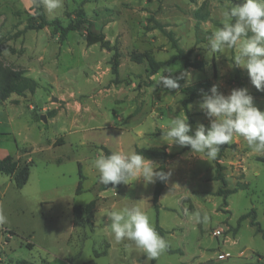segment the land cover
I'll return each mask as SVG.
<instances>
[{
    "label": "rangeland",
    "instance_id": "rangeland-1",
    "mask_svg": "<svg viewBox=\"0 0 264 264\" xmlns=\"http://www.w3.org/2000/svg\"><path fill=\"white\" fill-rule=\"evenodd\" d=\"M228 3L237 6L242 0H63L55 15L43 6L37 10L34 0H0V36L8 38L1 60L36 83L32 92L0 102V160L33 161L24 190L0 173V201L8 218L0 226V264H264V239L249 222L253 209L264 231V163L258 161L264 153H254L239 136L221 150L218 164L226 188L247 185L223 199L216 195L215 160L192 155L189 147L169 146L163 136L170 120L185 113V87L199 85L198 96L186 104L193 130L197 124L209 125L198 104L201 90L213 85L225 95L246 88L264 111V91L251 85L246 70L232 66L236 50L207 49ZM197 14L208 19L197 24ZM42 20L46 25L41 29L28 28ZM54 23L75 28L61 37ZM88 33L102 34L104 42L89 45ZM166 33L186 60L177 58L149 74L146 64L134 62L131 54L148 52L166 62L177 54ZM166 68L173 75L190 71L191 82L181 80L178 92L155 86ZM52 111L55 115L49 117ZM55 140L64 143L47 146ZM101 146L112 152L149 148L172 155L164 161L172 175L157 210L154 184L143 180L120 184L115 193L99 190L91 162L103 153ZM58 158L60 166L54 163ZM78 164L84 178L76 195ZM34 197L49 202L34 203ZM91 200V216L82 226L73 225L72 207ZM132 206L147 212L168 242L154 260L131 241L115 242L108 227V212ZM193 212L208 220L193 224ZM245 214L249 216L237 226Z\"/></svg>",
    "mask_w": 264,
    "mask_h": 264
},
{
    "label": "clouds",
    "instance_id": "clouds-1",
    "mask_svg": "<svg viewBox=\"0 0 264 264\" xmlns=\"http://www.w3.org/2000/svg\"><path fill=\"white\" fill-rule=\"evenodd\" d=\"M34 4L37 10L43 6L53 15L63 8V0H34ZM228 5L222 8V26L209 36L207 49L211 53L235 49L232 66L246 70L251 85L257 91H264V0H242L237 6ZM173 73L172 68H166L155 86L178 92L181 80L186 84L191 82L190 71H181L179 75ZM201 94L198 107L209 119V125L197 124L193 130L185 113L182 118H172L163 133L167 145L189 147L192 155L202 153L215 159L222 145L232 143L234 137L239 136L254 153H264V111L254 105V98L246 88L232 89L225 95L213 85L207 92L201 90ZM91 163L99 182L105 186L111 184L114 193L120 184L129 185L139 180L145 184L166 183L172 175L170 169L165 170L134 149L108 155L101 153ZM141 200L147 201L148 198ZM107 217L115 242L131 241L150 260L158 258L168 248V242L159 235L150 216L139 206L110 211ZM190 218L197 225L208 220L199 212L191 213ZM7 222V216L0 210V226Z\"/></svg>",
    "mask_w": 264,
    "mask_h": 264
},
{
    "label": "trees",
    "instance_id": "trees-1",
    "mask_svg": "<svg viewBox=\"0 0 264 264\" xmlns=\"http://www.w3.org/2000/svg\"><path fill=\"white\" fill-rule=\"evenodd\" d=\"M208 19V16H202L200 14L196 15V21L197 24L200 22H204ZM44 25H46L45 21L42 20L38 25L35 27L31 26L28 28L31 29H41ZM218 27H221L222 24L216 23ZM53 27L56 31L59 32L61 37H64L69 31L73 30L75 27L72 25H68L66 27H62L57 23L53 24ZM167 37L172 41V47L176 50L177 54L170 57L166 62L161 63L156 61L150 53L144 52L141 54H131V59L136 62V63H145L147 66V72L149 74H155L163 65H167L173 60L177 58L185 59V55H183V51L178 48L177 43L174 41L171 33H166ZM8 38L7 37H1L0 36V102H4L7 100V98L15 94L17 96H23V94L27 91L32 92L33 89L36 87V83L27 77L25 75V72L22 70H15L13 68H10L9 66L5 65L3 61L1 60V50L4 48L5 43L7 42ZM86 41L89 45H93L96 43H103L104 42V36L102 34L99 35H94L91 33H88L86 36ZM180 56V57H179ZM115 60V59H114ZM113 60V61H114ZM186 67L189 66L185 65ZM112 70L115 75H117V63L116 61L112 65ZM205 84V83H202ZM199 85H195L193 87H185L184 88V93L189 96L188 100L184 101V111L188 117V119L191 118V114L189 113L188 109H186V104L190 101H192L194 98H196L199 94ZM55 115V111H52L49 115V117H53ZM62 143H57V141L54 143L55 146L61 145ZM227 147V145H222L221 150ZM101 151L103 154L108 155L111 154L112 151L109 150L108 148L101 146L100 147ZM135 151H137L139 154H142L145 158L154 160V159H159L162 161L160 164L164 169L166 170V167L164 165V161H166L168 158H171V154L166 153L164 150H156V149H149V148H135ZM221 152V151H220ZM220 152L218 153L217 157L214 159L215 164H216V171H215V176L214 179L218 182H220V187L216 191V195L222 196L223 199H226L230 194L236 192L238 189H245L246 184L239 183L236 185L234 189H227L226 188V181L224 179L223 174L221 173L222 167L218 164V159ZM259 162L264 163V156H261L258 158ZM32 163L31 161L25 162L22 166H18V161H14L10 157H5L2 160H0V173L12 178V181L14 183V186L17 189H22L25 184L28 181L29 178V173H30V167ZM78 184L75 190V194L78 195L80 194L81 191V184L83 180V175L81 173V167L78 164ZM166 187L165 182H159L157 181L154 183V188H153V193H152V204L157 210L159 208L158 206V201H159V196L163 192V190ZM109 188H112V185L109 184L107 186L105 185H100L99 190L100 191H106ZM95 208V200H91L89 203L85 205H74L72 207V216H73V225L75 226H82V222H86L87 219L91 216L92 211ZM250 225L255 228L256 233H260L262 238L264 239V231L260 228L259 224L256 222V215L255 211L252 209L250 212ZM249 215L245 214L242 215L237 223V226H239L240 222L246 219ZM157 223V222H156ZM156 231L162 235L161 229L159 226L156 224L155 226ZM9 234H14L13 231H6ZM29 247V245L27 244ZM16 264H32L26 261H17ZM84 264H95L94 262H86Z\"/></svg>",
    "mask_w": 264,
    "mask_h": 264
},
{
    "label": "crops",
    "instance_id": "crops-1",
    "mask_svg": "<svg viewBox=\"0 0 264 264\" xmlns=\"http://www.w3.org/2000/svg\"><path fill=\"white\" fill-rule=\"evenodd\" d=\"M57 140H55L52 144L53 145H47L48 147H50V148H53L55 145H54V143L56 142ZM62 144L64 143V141L62 140V141H60ZM23 158V157H22ZM22 158H19L17 161H18V166H22L25 162H29V161H31V163L33 162L31 159H29V158H25V159H22ZM61 160L58 158L57 160H54V163H57V165L58 166H60L61 164V162H60ZM31 168V167H30ZM29 175H30V173H29ZM6 178L8 179V180H10V181H12V178H10V177H8V176H6ZM13 183V182H12ZM13 186H14V183H13ZM15 187V186H14ZM24 188H25V186L21 189V190H24ZM18 190H20V189H18ZM30 189H28V191H29ZM27 192V191H26ZM47 202H49V200L48 199H46V198H43V197H34V203H40V204H42V203H47ZM5 208H7L6 206H5V203H3V202H1L0 201V210H3V212H4V209ZM68 208L70 209V207H69V205H68ZM73 221V216H72V220H71V222ZM71 222H69V223H71Z\"/></svg>",
    "mask_w": 264,
    "mask_h": 264
},
{
    "label": "water",
    "instance_id": "water-1",
    "mask_svg": "<svg viewBox=\"0 0 264 264\" xmlns=\"http://www.w3.org/2000/svg\"><path fill=\"white\" fill-rule=\"evenodd\" d=\"M53 101H55V99H53Z\"/></svg>",
    "mask_w": 264,
    "mask_h": 264
}]
</instances>
